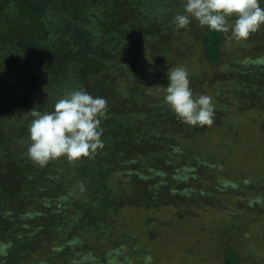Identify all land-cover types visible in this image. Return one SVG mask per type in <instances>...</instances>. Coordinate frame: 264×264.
<instances>
[{"label": "trees", "instance_id": "obj_1", "mask_svg": "<svg viewBox=\"0 0 264 264\" xmlns=\"http://www.w3.org/2000/svg\"><path fill=\"white\" fill-rule=\"evenodd\" d=\"M182 12L183 0H0V264H107L113 249L121 264H264V25L236 40L196 20L177 29ZM177 66L212 97L213 125L165 104ZM80 88L107 101L103 148L39 166L28 112Z\"/></svg>", "mask_w": 264, "mask_h": 264}, {"label": "clouds", "instance_id": "obj_2", "mask_svg": "<svg viewBox=\"0 0 264 264\" xmlns=\"http://www.w3.org/2000/svg\"><path fill=\"white\" fill-rule=\"evenodd\" d=\"M192 20L211 31L246 40L264 25V0H183V12L174 18L175 27L186 29ZM167 79L164 102L182 122L193 127L213 125L216 112L212 97L194 95L186 68H169ZM106 112L107 101L83 88L67 90L52 111L41 112L34 107L28 112L33 118L28 126L29 157L43 167L60 157L76 161L95 154L104 146L100 125ZM107 255V264H121L123 250L113 249ZM143 260L152 264L153 257L146 255ZM73 264H96V257L84 254Z\"/></svg>", "mask_w": 264, "mask_h": 264}, {"label": "rangeland", "instance_id": "obj_3", "mask_svg": "<svg viewBox=\"0 0 264 264\" xmlns=\"http://www.w3.org/2000/svg\"><path fill=\"white\" fill-rule=\"evenodd\" d=\"M194 46L196 47V45L194 44ZM197 50H194L193 52H192V55H193V59H198L197 57L198 56H196V55H198L197 54V52H196ZM195 54V55H194ZM206 70H208V68L206 67ZM206 70H204L203 69V66L201 67V72L203 73V72H206ZM212 70V69H211ZM212 74V72L210 71V69L208 70V72H206V75L207 76H210ZM250 107H248V108H245L244 107V109H249ZM244 127H247V125L248 124H242ZM241 130H244V129H241ZM239 131V130H238ZM255 135L256 136H253L252 138V140L253 141H257L258 140V137H261L260 135H258L256 132H255ZM264 136V135H263ZM255 137V138H254ZM239 150V149H238ZM239 154H240V157H239V159H241L242 160V155H244V154H247V152H245V151H243V152H239ZM253 155V154H252ZM234 174V173H233ZM130 216L132 217V222L131 223H133V225L135 226V227H139V225L141 224V221H142V217H143V214L142 213H139V212H135V211H130ZM156 221V219H153L151 222L154 224V222ZM132 225V226H133ZM166 230V232H168V233H171V232H173L170 228H166L165 229ZM176 245V244H175ZM168 256V255H167ZM166 256V257H167ZM208 260V259H207ZM193 263H190L189 262V264H198V261H199V259L197 258V257H193ZM214 261V260H213ZM186 261H182L181 263H179V262H176V263H171V262H169V264H188V262H186Z\"/></svg>", "mask_w": 264, "mask_h": 264}]
</instances>
